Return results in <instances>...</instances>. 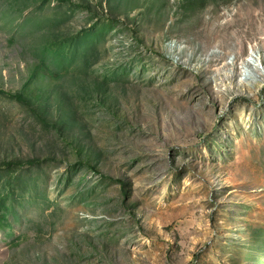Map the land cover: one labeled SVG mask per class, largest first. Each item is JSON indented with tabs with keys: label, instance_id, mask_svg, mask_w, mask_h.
<instances>
[{
	"label": "rangeland",
	"instance_id": "rangeland-1",
	"mask_svg": "<svg viewBox=\"0 0 264 264\" xmlns=\"http://www.w3.org/2000/svg\"><path fill=\"white\" fill-rule=\"evenodd\" d=\"M0 264H264V0H0Z\"/></svg>",
	"mask_w": 264,
	"mask_h": 264
},
{
	"label": "bare ground",
	"instance_id": "bare-ground-1",
	"mask_svg": "<svg viewBox=\"0 0 264 264\" xmlns=\"http://www.w3.org/2000/svg\"><path fill=\"white\" fill-rule=\"evenodd\" d=\"M248 62H249L251 65H253V63H252L250 60H249Z\"/></svg>",
	"mask_w": 264,
	"mask_h": 264
}]
</instances>
